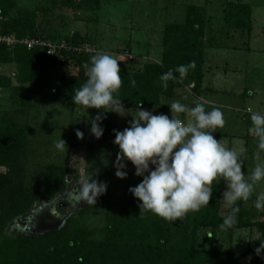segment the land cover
I'll return each mask as SVG.
<instances>
[{
    "label": "rangeland",
    "instance_id": "rangeland-1",
    "mask_svg": "<svg viewBox=\"0 0 264 264\" xmlns=\"http://www.w3.org/2000/svg\"><path fill=\"white\" fill-rule=\"evenodd\" d=\"M12 1L15 5L8 8L6 17L0 15V28L6 20L33 15L34 36L24 39L55 42L47 39L48 35L55 36L58 37L57 42L78 49L74 56L80 53L109 54L120 61L122 69L127 72H140L149 63H159L165 26L185 23L189 7L202 8L205 71L202 93L197 96L192 86H186L176 90L177 97L166 105L180 101L191 108L194 102H201L205 104L206 110L220 108L225 124L223 128H217L213 135L217 140L222 139L226 147L247 148L241 155L242 170L246 176L251 174L257 163L254 158L257 139L249 133L250 116L253 111L264 113V0H88V3H94L87 9L53 7L50 5L51 0ZM228 3L249 7V30L227 26L224 16ZM75 35L88 42L73 46ZM38 49L44 52V48ZM58 53L56 51L52 56H45L53 57ZM57 59L49 68L51 78L79 74V67L69 55ZM0 74L15 79V65H0ZM7 95V90H0V106L4 105V108L8 106ZM165 102L161 98L160 106L165 105ZM36 105V110L20 117L29 128L30 153L26 164V180L35 187L43 186L42 169L45 165L66 164L69 168L66 190L50 199L37 201L28 213L7 224L2 237L39 235L44 233L46 227L84 225L90 230L100 229L105 224L103 214L106 198L111 195L133 196L129 188L142 180V177L135 175V167L130 161H126L127 177L124 179L115 175L114 167L119 148L113 143V130L123 131L128 127L132 116L136 115L137 107L123 105L125 109L121 111L124 116L114 112L111 124L107 125L110 131L106 132L104 127L103 136L97 139L90 132V123L95 117L92 108L70 105L60 96L52 95L41 99ZM143 108L153 114H161L159 107ZM174 115L184 121L189 119L186 113ZM77 130L84 133L83 139L77 137ZM60 137L66 142L62 150L55 147ZM261 157L264 158V152H261ZM85 178L107 184L106 193L98 197L96 204L76 202L77 186ZM225 190L226 186L220 195L223 214L230 209L222 199ZM261 192H264V180L255 185L248 201L241 200V207L249 209L251 213V227L232 232L220 230L215 239L211 230L207 229L200 234L201 247L234 253H245L248 247L252 248L254 240L261 236L262 228L259 225L264 224V210L254 207L256 196ZM71 198L76 201H71ZM54 202L62 208L57 210L54 207L56 204L53 206ZM73 205L77 210H73ZM84 207H88L89 212L80 214L79 210Z\"/></svg>",
    "mask_w": 264,
    "mask_h": 264
},
{
    "label": "trees",
    "instance_id": "trees-1",
    "mask_svg": "<svg viewBox=\"0 0 264 264\" xmlns=\"http://www.w3.org/2000/svg\"><path fill=\"white\" fill-rule=\"evenodd\" d=\"M91 3L94 2L50 1L53 7L77 9H87ZM14 5L12 0H0V15L5 18L8 8ZM203 17L202 8L189 7L185 23L165 26L159 63H149L140 72L124 71L120 65L123 83L114 96L121 99L122 105L159 107L161 113L171 118L170 108L166 104L177 97L176 90L192 86L195 95L202 93L205 78ZM224 20L229 28L249 30L250 9L239 3H228ZM34 23L33 15H25L2 22L0 29L3 34L21 39L34 36ZM56 38L47 36V39L57 42ZM80 42L88 41L80 40L75 35L73 46ZM41 52L38 48L28 50L24 46H0V65L14 64L16 67L15 79L0 74V90L8 91V106H0V168H3L0 171V264H264V253L261 256L255 253V249L264 241V224L259 225L262 228L261 236L254 240L253 247H248L245 253L201 247V232L210 229L215 239L217 232L222 230L220 225L224 216L231 211L229 209L222 213L220 195L226 186L223 178L213 181L209 205L199 211L189 212L182 220L172 222L151 211L140 210L139 204L142 202L134 196L111 195L104 203L105 224L100 229L90 230L84 225L46 227L44 233L39 235L2 237L7 224L28 213L37 201L64 192L69 175L66 164H48L42 169L43 186L35 187L27 182L29 128L20 117L36 110V103L48 95L60 96L66 103L73 105L71 97L86 81L85 65L90 64L94 56L86 53L74 56L72 52L61 50L56 56L46 57ZM64 55H69L79 67V74L51 78L49 68L57 62V57ZM190 61L195 62V68L189 69L185 78L169 80L167 89L161 87L159 77L163 73ZM174 75L179 76L178 73ZM132 80L136 81L135 86H132ZM161 98L166 100L163 106H160ZM92 109L94 116L103 112L102 109ZM113 114L104 113L106 118L100 122L106 132L110 131L107 125L111 124ZM71 201L76 200L71 198ZM241 202H237L239 213L235 224L224 231L232 232L252 226L251 213L249 209L241 207ZM54 207L57 210L62 208L60 204ZM87 209L81 208L80 214L89 212L90 209ZM249 256L252 257L251 261L248 260Z\"/></svg>",
    "mask_w": 264,
    "mask_h": 264
},
{
    "label": "clouds",
    "instance_id": "clouds-1",
    "mask_svg": "<svg viewBox=\"0 0 264 264\" xmlns=\"http://www.w3.org/2000/svg\"><path fill=\"white\" fill-rule=\"evenodd\" d=\"M119 62L105 53L92 56L90 64L85 65L86 81L71 97L75 105L103 110L90 123V132L97 139L104 133L100 123L106 118L104 113L116 112L124 116L121 99L114 96L123 83ZM194 68L195 62L190 61L169 69L159 77L161 87L167 89L169 80H182L189 69ZM131 84L135 86L136 81L132 80ZM168 106L171 118L163 113L153 114L140 105L135 109L136 115L132 116L128 127L123 131L113 130V143L119 148L114 164L115 175L120 179L126 178V161H130L135 167V175L142 177L140 183L129 188V192L142 202L139 204L140 210L151 211L172 222L208 206L213 194V181L223 178L226 190L222 199L231 211L224 216L220 228L227 230L236 222L239 213L237 202L248 201L255 185L264 180V158L261 157V152H264V113L251 112L249 133L257 139L254 154L257 163L251 174L246 176L242 170L241 155L247 148L226 147L222 139L217 140L213 135L217 128H223L225 124L220 108L206 110L201 102H194V106L189 108L180 101H173ZM184 113L189 117L187 121L174 115ZM76 135L80 139L84 137L79 130ZM65 145V140L60 137L55 147L62 150ZM106 191L105 182L85 178L77 186L75 199L77 202L96 204L98 197ZM254 207L264 210V192L256 196ZM255 253L257 256L264 253V241H261ZM251 259L249 256L248 260Z\"/></svg>",
    "mask_w": 264,
    "mask_h": 264
},
{
    "label": "built area",
    "instance_id": "built-area-1",
    "mask_svg": "<svg viewBox=\"0 0 264 264\" xmlns=\"http://www.w3.org/2000/svg\"><path fill=\"white\" fill-rule=\"evenodd\" d=\"M0 46H6L9 48H14L16 46H24L26 49H35V48H44V53L48 56H52L56 53V51H68L72 53H76L78 51L77 48H72L71 46L66 45L64 42H51L44 40H36V39H18L14 35L3 34L0 29ZM87 51V50H86Z\"/></svg>",
    "mask_w": 264,
    "mask_h": 264
}]
</instances>
